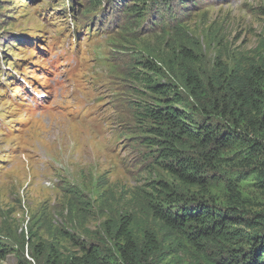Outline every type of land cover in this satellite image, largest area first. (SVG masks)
<instances>
[{"label":"rangeland","instance_id":"obj_1","mask_svg":"<svg viewBox=\"0 0 264 264\" xmlns=\"http://www.w3.org/2000/svg\"><path fill=\"white\" fill-rule=\"evenodd\" d=\"M100 1L0 0V264H46L51 249L65 258L82 243L112 249L125 217L140 241L157 238L162 264H204L154 218L152 187L236 208L254 225L264 164L238 156L204 190L181 183L147 145L143 115L160 99L147 82L174 85L192 105L187 72L207 86L222 71H264V0Z\"/></svg>","mask_w":264,"mask_h":264},{"label":"trees","instance_id":"obj_2","mask_svg":"<svg viewBox=\"0 0 264 264\" xmlns=\"http://www.w3.org/2000/svg\"><path fill=\"white\" fill-rule=\"evenodd\" d=\"M90 2L101 5L100 0ZM136 7L137 4L131 6V13H137ZM184 81L192 105L174 85L149 86L147 82L148 89L160 96L159 103L146 108L143 115L154 137L147 140V145L157 149L165 170L181 183L204 190L211 177H219L216 170L220 163L240 156L248 166L264 164L260 162L264 158V71L256 67L227 74L222 71L207 86L196 74L187 72ZM191 108L205 119H212L214 114L225 123L196 121L188 112ZM188 148L194 158L183 154ZM229 153L233 156L229 157ZM258 176L264 187V169L259 168ZM152 189L162 201L151 205L154 218L199 247L204 264H264V218L257 217L260 220L254 225L248 220L242 223L236 208L223 209L202 198L185 199L162 183ZM229 190L235 192L231 187ZM114 240L112 249L102 243H82L78 254L65 258L51 249L46 264H162L166 259L167 254L153 234L145 232L142 241L135 236L129 218L121 219ZM6 256L0 247V259Z\"/></svg>","mask_w":264,"mask_h":264}]
</instances>
